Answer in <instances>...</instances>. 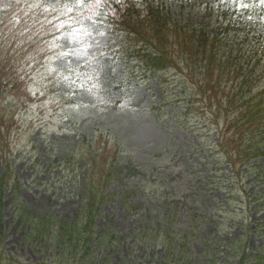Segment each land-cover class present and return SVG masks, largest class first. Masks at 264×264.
I'll return each instance as SVG.
<instances>
[{
  "label": "rangeland",
  "instance_id": "374dc122",
  "mask_svg": "<svg viewBox=\"0 0 264 264\" xmlns=\"http://www.w3.org/2000/svg\"><path fill=\"white\" fill-rule=\"evenodd\" d=\"M44 1L56 7L71 0ZM167 1L172 18L208 30L220 26L209 7L223 0ZM248 1L254 4L252 14H235L232 25H264V3ZM105 3L78 1L65 14L71 16L68 25L56 29L57 37L47 49L28 50L30 63L18 74L17 87L0 99V126L5 128L0 171L5 160L23 185L28 211L73 217L77 204L72 190L80 187L72 181L80 176L76 165L85 163V157L99 160L101 154L106 168L121 169L107 177L106 200L96 218L89 255L82 261L71 247L28 236L27 227L14 217L10 199L5 203L8 230L1 251L15 263L236 264L227 258L245 244L247 254L260 251L264 264V210L254 208L263 199L255 201L253 189L255 184L263 190L264 180L255 170L240 167L241 160L233 156L228 138L235 115L215 116L212 101L211 109L207 107L197 65L177 60L180 71L159 73H146L137 60L125 71L118 62L102 67L99 54L113 63L109 55L118 40L106 23ZM223 4L232 10V2ZM65 10L63 6L56 12L62 15ZM126 74L132 76L120 86ZM226 77L221 78L224 89L231 85ZM254 164L264 169V157ZM147 218L152 225L156 220L167 224L171 233L163 240L152 226L143 235Z\"/></svg>",
  "mask_w": 264,
  "mask_h": 264
},
{
  "label": "trees",
  "instance_id": "16d2710c",
  "mask_svg": "<svg viewBox=\"0 0 264 264\" xmlns=\"http://www.w3.org/2000/svg\"><path fill=\"white\" fill-rule=\"evenodd\" d=\"M78 1L80 0L58 3V6H52L56 9L55 12H51V5L44 0H0V99L9 96L6 93L17 87L18 74L30 63L26 57L28 50L33 47L47 49L49 41L57 37L56 29L68 25L66 23L71 16L65 14L76 8ZM96 1L89 0V3L94 4ZM104 1L109 3H105L103 8L106 23L113 36L118 34V40L112 43L113 52L109 55V60L113 63L104 58L99 62L100 65L103 67L118 62L125 71L130 67V61L137 60L139 67L146 73L180 71L177 60L186 66L197 65L198 76L204 79L206 86L200 91L208 98L207 107L211 109L212 101L216 105L215 116L221 112L227 116L230 113L235 115L234 122L229 126L233 131L228 138L229 143L233 144V156L241 160L240 167L255 170L256 175L264 180V169H257L255 164L252 165L255 159L264 157V25L249 26L237 22L232 25L235 14L251 15L254 4L233 0L231 11L224 9L223 1L210 4L209 9L215 13L214 23L220 26L215 30H208L204 26L190 25L172 18L167 0ZM63 6L66 10L60 15L56 11ZM20 28L23 29L18 31ZM18 33L21 35L19 38L16 36ZM42 56H39V60ZM214 73H217L215 79ZM223 74L228 76L227 82L231 81L230 87H225L226 89L220 87ZM232 74L234 78L231 77ZM131 76H122L118 81L119 85L123 86L124 80ZM4 132L5 128L1 125L0 135ZM222 147L226 146L222 144ZM0 153L4 154V147ZM100 155H97L100 161L96 157L90 160L85 157V163L76 165L80 168V176L73 177L72 181L80 187L74 186L72 190L76 209L73 217L62 218L50 212L38 215L28 211L22 199V183L9 163L3 161V169L0 171V264H46L15 263L12 260L14 258L1 251L8 230L7 199H10L9 203L15 209L14 217L20 218L19 224L23 229L27 227L28 236L35 234V240H41L47 245L55 246L56 243L57 246L64 244L71 247L80 255V260L84 261L89 255L96 218L106 200L107 177L121 172L120 168H106ZM258 181L260 179L256 183ZM253 189L257 192L254 193L255 201L263 199L254 208L262 207L264 210V189L257 190L255 184ZM125 197L126 194L121 197L124 204L127 201ZM147 219L142 223L143 235L155 226V235L164 240L165 234H169L171 230L169 226L158 220L152 225L151 219ZM183 240L182 237L176 243ZM110 241H114V238ZM245 247V244L240 246L241 249L235 247L232 255L227 258L228 263L230 259H236V264H246L249 261L263 263L260 251L257 254H247ZM56 264L69 263L60 261Z\"/></svg>",
  "mask_w": 264,
  "mask_h": 264
},
{
  "label": "snow or ice",
  "instance_id": "6c2138e0",
  "mask_svg": "<svg viewBox=\"0 0 264 264\" xmlns=\"http://www.w3.org/2000/svg\"><path fill=\"white\" fill-rule=\"evenodd\" d=\"M262 3H264V0H262Z\"/></svg>",
  "mask_w": 264,
  "mask_h": 264
}]
</instances>
